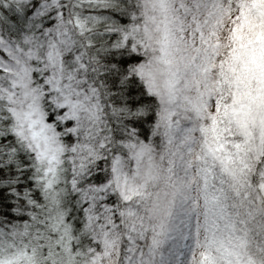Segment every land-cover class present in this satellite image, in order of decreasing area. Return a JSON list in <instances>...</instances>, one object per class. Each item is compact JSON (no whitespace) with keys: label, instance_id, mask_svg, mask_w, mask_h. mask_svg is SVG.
Instances as JSON below:
<instances>
[{"label":"rangeland","instance_id":"1","mask_svg":"<svg viewBox=\"0 0 264 264\" xmlns=\"http://www.w3.org/2000/svg\"><path fill=\"white\" fill-rule=\"evenodd\" d=\"M139 13L131 49L146 61L134 72L160 103L164 144L156 153L127 143L126 154L115 157L109 186L132 204L114 220L89 208L90 229L101 230L87 264H118L123 252L125 264H264V160L256 167L264 157V0H141ZM54 19L43 52H24L0 36V95H9L19 137L52 179L66 146L45 122L41 98L63 110L79 178L102 157L104 118L84 66L68 55L65 20ZM39 53L46 67L41 88L31 75ZM159 158L161 186L153 175ZM103 190L91 188L89 200L113 191ZM57 220L56 213L52 227ZM20 253L7 252L0 264H27Z\"/></svg>","mask_w":264,"mask_h":264},{"label":"trees","instance_id":"2","mask_svg":"<svg viewBox=\"0 0 264 264\" xmlns=\"http://www.w3.org/2000/svg\"><path fill=\"white\" fill-rule=\"evenodd\" d=\"M140 4L141 0H0V36L24 52H43L46 30L54 25L55 16L63 17L71 38L68 55L80 59L104 118L102 157L89 166L87 175L77 178L70 165L75 137L67 131L72 124L61 119L63 110L54 109L50 98H41L45 122L61 135L66 146L52 179L45 175L44 165L19 137L9 95H0V259L21 252L29 256L27 264H87L98 248L93 235L100 237L101 230L90 229L89 208L95 215L105 210L104 215H112L114 220L117 213H123L124 203L132 204L125 202L117 188L109 186L115 157L126 154L127 143L146 144L156 153L164 144V132L158 126L160 103L133 72L146 61L144 54L131 49V43H136L131 30L140 18ZM232 5L235 7V2ZM43 8L51 12L44 15ZM38 56L40 60L35 62L31 75L34 85L41 88L46 67L40 53ZM67 61L70 63L68 57ZM2 77L4 71L0 68V83ZM263 158L256 167L263 164ZM160 163V158L155 161L153 175L161 186ZM251 179L258 184V173L251 174ZM103 185V192L113 191L100 198L94 195L91 202V188ZM56 213L55 228L52 223ZM147 218L151 219L142 217ZM150 234L145 237L150 238ZM120 241L123 245L122 230ZM125 256V252L120 253L118 264H125ZM199 263L213 264L209 258L199 259Z\"/></svg>","mask_w":264,"mask_h":264},{"label":"bare ground","instance_id":"3","mask_svg":"<svg viewBox=\"0 0 264 264\" xmlns=\"http://www.w3.org/2000/svg\"><path fill=\"white\" fill-rule=\"evenodd\" d=\"M134 71H135V69H134ZM134 71H133V72H134ZM134 73H135V72H134Z\"/></svg>","mask_w":264,"mask_h":264}]
</instances>
